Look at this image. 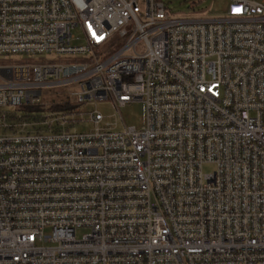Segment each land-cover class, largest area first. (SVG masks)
Returning <instances> with one entry per match:
<instances>
[{"label":"built area","instance_id":"1","mask_svg":"<svg viewBox=\"0 0 264 264\" xmlns=\"http://www.w3.org/2000/svg\"><path fill=\"white\" fill-rule=\"evenodd\" d=\"M43 54L81 60L0 66V264H264V1L0 0V56ZM76 84L146 126L70 131Z\"/></svg>","mask_w":264,"mask_h":264},{"label":"rangeland","instance_id":"2","mask_svg":"<svg viewBox=\"0 0 264 264\" xmlns=\"http://www.w3.org/2000/svg\"><path fill=\"white\" fill-rule=\"evenodd\" d=\"M169 12L176 18H221L226 16L231 0H162ZM263 2L264 0H256ZM80 35V31L75 32ZM81 58L58 56L54 54H43L38 56L27 55H7L0 56V66H37V65H69L80 61ZM78 85L59 86L43 88L42 104H57L67 109H76L78 114L83 113L84 119L78 115L79 126L69 127L70 131L80 133L91 132L95 130V125L89 123L88 114L93 111L100 112L105 120L101 127H113L116 131H124L128 127H136L141 130L146 126L147 113L145 105L141 102L127 105L120 108L115 99L111 96L109 100L93 102L86 106L85 103L72 93L78 92ZM82 120V121H81ZM205 172H213V166H206ZM51 230L47 229L46 233L51 234ZM88 230L82 229L77 232L78 238L87 234Z\"/></svg>","mask_w":264,"mask_h":264},{"label":"trees","instance_id":"3","mask_svg":"<svg viewBox=\"0 0 264 264\" xmlns=\"http://www.w3.org/2000/svg\"><path fill=\"white\" fill-rule=\"evenodd\" d=\"M63 110H65V107H61ZM68 110V109H67Z\"/></svg>","mask_w":264,"mask_h":264}]
</instances>
